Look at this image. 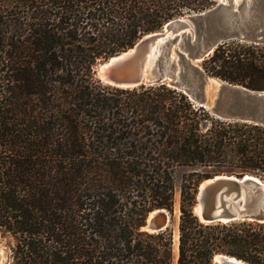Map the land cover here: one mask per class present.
Returning <instances> with one entry per match:
<instances>
[{
  "label": "trees",
  "instance_id": "1",
  "mask_svg": "<svg viewBox=\"0 0 264 264\" xmlns=\"http://www.w3.org/2000/svg\"><path fill=\"white\" fill-rule=\"evenodd\" d=\"M207 0H0V236L9 264H173V235L141 231L174 205L175 264H264V223H201L197 185L264 182V124L223 120L157 84L103 85L96 67ZM264 91V45L230 41L201 63Z\"/></svg>",
  "mask_w": 264,
  "mask_h": 264
},
{
  "label": "water",
  "instance_id": "2",
  "mask_svg": "<svg viewBox=\"0 0 264 264\" xmlns=\"http://www.w3.org/2000/svg\"><path fill=\"white\" fill-rule=\"evenodd\" d=\"M212 1V8L175 18L160 30L142 36L130 49L99 64L96 78L103 85L121 89L166 84L219 119L264 124V91L217 80L210 103L206 90L213 78L200 66L217 46L226 42L264 45V0ZM192 212L201 223H264V182L251 174H221L204 179L196 187ZM169 225V213L155 210L147 215L141 231L157 233ZM0 250V264H9L6 250ZM212 264L248 263L215 255Z\"/></svg>",
  "mask_w": 264,
  "mask_h": 264
},
{
  "label": "rangeland",
  "instance_id": "3",
  "mask_svg": "<svg viewBox=\"0 0 264 264\" xmlns=\"http://www.w3.org/2000/svg\"><path fill=\"white\" fill-rule=\"evenodd\" d=\"M209 5L207 6V9L202 10L200 12L196 13H189L186 15H196L201 12H204L210 8H212L215 5V2L212 0H207ZM185 15V16H186ZM201 66V64H200ZM202 69V68H201ZM203 71V70H202ZM209 77V76H208ZM211 78V77H210ZM214 79V78H213ZM215 81H211L207 90H206V98L209 100L211 103L214 99V92H215V87L217 86V79H214ZM189 172V169H178L175 171L173 175V187H174V205H173V212L172 215H170V225H169V230H171L172 235H173V264H175V259L177 256V224H178V216H179V191H180V185H181V180L183 174ZM221 175V174H220ZM12 241L10 238H3L0 236V249H5L7 252V255L9 257V263H10V247L12 246Z\"/></svg>",
  "mask_w": 264,
  "mask_h": 264
},
{
  "label": "bare ground",
  "instance_id": "4",
  "mask_svg": "<svg viewBox=\"0 0 264 264\" xmlns=\"http://www.w3.org/2000/svg\"><path fill=\"white\" fill-rule=\"evenodd\" d=\"M241 0H236V3H239ZM211 81H215L214 79H210L209 80V84ZM217 81V80H216ZM165 218L164 217H161V220L163 221ZM0 254H1V250H0Z\"/></svg>",
  "mask_w": 264,
  "mask_h": 264
}]
</instances>
